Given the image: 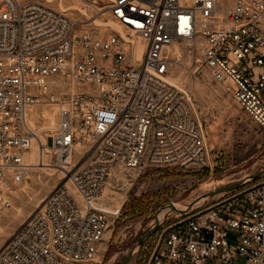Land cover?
Returning <instances> with one entry per match:
<instances>
[{
    "label": "built area",
    "instance_id": "1",
    "mask_svg": "<svg viewBox=\"0 0 264 264\" xmlns=\"http://www.w3.org/2000/svg\"><path fill=\"white\" fill-rule=\"evenodd\" d=\"M106 7L121 31L99 36L38 1L0 0V233L12 208L3 182L24 179L33 143L73 187L57 185L0 241V264L93 258L109 227L99 200L115 167L207 164L201 121L171 81L174 66L195 77L206 70L264 131V0H107ZM181 43L189 64L170 54ZM42 103L60 106L44 136L29 120ZM82 142L91 155L72 163ZM202 204L164 227L149 264H264V182L196 211Z\"/></svg>",
    "mask_w": 264,
    "mask_h": 264
},
{
    "label": "rangeland",
    "instance_id": "2",
    "mask_svg": "<svg viewBox=\"0 0 264 264\" xmlns=\"http://www.w3.org/2000/svg\"><path fill=\"white\" fill-rule=\"evenodd\" d=\"M32 1L84 21L86 27L96 28L99 36L109 35L113 29L121 31L107 10V0H96V3H93L94 0ZM85 2L90 4L86 5ZM96 6L100 8V14ZM176 46L181 54V62L189 64L183 43L171 47V56ZM172 72V83L187 94L192 112L201 121L208 152L207 164L200 168H147L141 171L113 168L99 200V205L109 212L108 230L98 253L79 264H117L137 238L155 224L154 214L162 204L170 201L186 207L201 194L236 182L264 165V131L245 114L233 94L222 84L216 83L206 70L197 77L184 67L174 66ZM59 113L58 104L42 103L31 108L29 120L32 127L44 136L50 134L51 129L57 125ZM34 145L25 154L26 162L34 151ZM88 148L89 143L78 144L74 148L71 162L83 163L91 155V151L87 152ZM39 152L37 148V161L41 155ZM41 158L53 164L54 168L30 166L22 181L15 182L8 177L3 182L12 208L5 212L1 220L0 241L8 239L21 226L41 199L47 197L57 185L68 181L63 169L50 154L41 155ZM262 182L264 173L244 186ZM66 185L73 191L71 182ZM219 198L221 194L209 197L195 210H202ZM179 214L167 209L157 232L135 250L127 264H149L164 227L179 218ZM238 262L244 264L242 258ZM205 264L214 262L206 260Z\"/></svg>",
    "mask_w": 264,
    "mask_h": 264
},
{
    "label": "water",
    "instance_id": "3",
    "mask_svg": "<svg viewBox=\"0 0 264 264\" xmlns=\"http://www.w3.org/2000/svg\"><path fill=\"white\" fill-rule=\"evenodd\" d=\"M263 173H264V165L261 168H259L258 170H256L255 172L246 175L245 177H243L242 179H240L236 182L227 184L225 186H222V187H219V188H216L214 190H211V191H208V192L201 194L200 196H198L196 199H194L192 202H190L183 209L177 208L174 205V202H170V201L162 204L156 210V212L154 214L155 224L137 238V240L132 245V247L130 248L128 253L117 264H127L130 261V259L132 258L135 250L137 248H139L140 246H142L154 233L157 232V230L160 226L159 215L163 210L172 209V210L177 211L179 213H186V212L190 211L199 200L207 199V198L215 196L217 194H221V193H224L227 191H231V190L240 188V187L244 186V184H246L247 182L256 179L257 177H259Z\"/></svg>",
    "mask_w": 264,
    "mask_h": 264
},
{
    "label": "bare ground",
    "instance_id": "4",
    "mask_svg": "<svg viewBox=\"0 0 264 264\" xmlns=\"http://www.w3.org/2000/svg\"><path fill=\"white\" fill-rule=\"evenodd\" d=\"M172 52H173V50H172ZM179 54H180V52H179V48H178V46H176V48L174 49V52H173V55L174 56H179ZM37 108V107H36ZM48 114V113H47ZM54 115H52V117H53ZM50 117V116H49ZM45 118H47V117H45ZM54 120V119H53ZM54 122V121H53ZM37 148H38V146L37 145H34V151L33 152H31L30 153V155L28 156V164L29 165H31V166H40V167H43V168H51V170H52V168H54V166H53V164H51V163H48V162H46L44 159H42L41 158V155L39 156V160L37 161V153H36V151H37ZM40 153V152H39ZM54 170V169H53ZM61 172H62V169H61ZM55 173V172H54ZM45 198L46 197H44L43 199H41V201H40V203H39V205L37 206V207H39V206H41L42 205V203L44 202V200H45ZM205 199H201V200H199L195 205H199V204H201L203 201H204ZM174 205L177 207V208H181V209H183V208H185V207H182V206H180L178 203H175L174 202ZM166 210H163L161 213H160V215H159V219L161 220V218H162V215L164 214V212H165ZM31 215V214H30ZM29 215V216H30Z\"/></svg>",
    "mask_w": 264,
    "mask_h": 264
}]
</instances>
